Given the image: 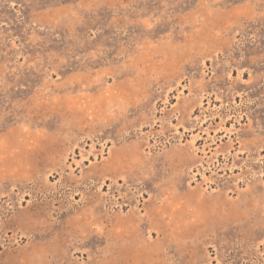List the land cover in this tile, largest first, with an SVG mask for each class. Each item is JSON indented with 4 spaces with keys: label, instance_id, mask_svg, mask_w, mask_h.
Segmentation results:
<instances>
[{
    "label": "rangeland",
    "instance_id": "rangeland-1",
    "mask_svg": "<svg viewBox=\"0 0 264 264\" xmlns=\"http://www.w3.org/2000/svg\"><path fill=\"white\" fill-rule=\"evenodd\" d=\"M0 264H264V0H0Z\"/></svg>",
    "mask_w": 264,
    "mask_h": 264
}]
</instances>
